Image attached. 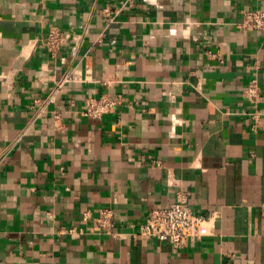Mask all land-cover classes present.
<instances>
[{"label": "crops", "instance_id": "1", "mask_svg": "<svg viewBox=\"0 0 264 264\" xmlns=\"http://www.w3.org/2000/svg\"><path fill=\"white\" fill-rule=\"evenodd\" d=\"M255 9L0 0V264H264V29L238 26ZM102 95L113 110L84 115ZM179 197L196 240L139 233Z\"/></svg>", "mask_w": 264, "mask_h": 264}, {"label": "built area", "instance_id": "2", "mask_svg": "<svg viewBox=\"0 0 264 264\" xmlns=\"http://www.w3.org/2000/svg\"><path fill=\"white\" fill-rule=\"evenodd\" d=\"M150 1V0H148ZM238 26L242 29H264V11L260 9L243 10ZM66 34L52 28L47 37L46 44L49 49H56L66 39ZM257 93V85L253 81L246 88V95L254 97ZM118 99L108 95L100 97L88 96L85 99L84 115L88 117H100L102 114L113 110ZM111 209L99 211L95 221L101 228H107L112 221ZM205 217L194 213L186 202L179 197L173 203L164 207L148 210L144 222L139 227V233L146 237H153L159 241L168 243L172 248H180L187 243L196 240L201 234V225Z\"/></svg>", "mask_w": 264, "mask_h": 264}]
</instances>
